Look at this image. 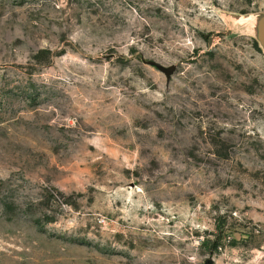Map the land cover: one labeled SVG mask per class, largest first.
<instances>
[{
	"label": "rangeland",
	"instance_id": "obj_1",
	"mask_svg": "<svg viewBox=\"0 0 264 264\" xmlns=\"http://www.w3.org/2000/svg\"><path fill=\"white\" fill-rule=\"evenodd\" d=\"M263 17L0 0V264H264Z\"/></svg>",
	"mask_w": 264,
	"mask_h": 264
},
{
	"label": "water",
	"instance_id": "obj_2",
	"mask_svg": "<svg viewBox=\"0 0 264 264\" xmlns=\"http://www.w3.org/2000/svg\"><path fill=\"white\" fill-rule=\"evenodd\" d=\"M259 40L261 42V45L264 47V17L259 24ZM150 64L156 66L160 71L165 73L168 82L171 80V76L176 70L175 65L165 66L157 61H150ZM207 264L213 263L211 260H208Z\"/></svg>",
	"mask_w": 264,
	"mask_h": 264
}]
</instances>
